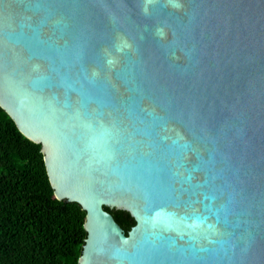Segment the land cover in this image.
<instances>
[{"label":"water","instance_id":"water-1","mask_svg":"<svg viewBox=\"0 0 264 264\" xmlns=\"http://www.w3.org/2000/svg\"><path fill=\"white\" fill-rule=\"evenodd\" d=\"M0 106L77 264H264V0H0Z\"/></svg>","mask_w":264,"mask_h":264},{"label":"trees","instance_id":"trees-1","mask_svg":"<svg viewBox=\"0 0 264 264\" xmlns=\"http://www.w3.org/2000/svg\"><path fill=\"white\" fill-rule=\"evenodd\" d=\"M104 209L125 232L135 224L126 210ZM84 218L78 202L54 196L41 144L0 106V264H77Z\"/></svg>","mask_w":264,"mask_h":264}]
</instances>
